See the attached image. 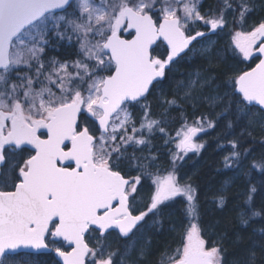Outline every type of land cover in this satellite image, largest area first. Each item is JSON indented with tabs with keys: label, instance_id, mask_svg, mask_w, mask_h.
I'll return each instance as SVG.
<instances>
[{
	"label": "snow or ice",
	"instance_id": "snow-or-ice-1",
	"mask_svg": "<svg viewBox=\"0 0 264 264\" xmlns=\"http://www.w3.org/2000/svg\"><path fill=\"white\" fill-rule=\"evenodd\" d=\"M201 3L0 0V264H39L38 255L51 253L60 258L52 264H143L151 251L148 234L163 228L165 210L176 197L188 202V224L178 246L166 250L158 264H229L223 243L204 238L192 185L181 184L174 170L153 178L142 160L155 157L136 155L137 149L150 148L155 132L165 133L166 121L151 114L148 97L181 53L201 55L209 67L178 83L182 97L161 95L162 115L180 100L195 106L206 99L210 107H221L217 116L229 113L242 122L239 136L227 140L225 168H239L251 154L246 140L257 125L264 133V58L229 77L223 94L219 84L213 88L219 76L211 67L219 55L211 34L226 30L229 17L242 27L254 0H219V7L205 14ZM200 22L208 32L196 30ZM125 32L131 38H124ZM74 38L79 58L45 60L54 39ZM258 38H264V21L251 31L234 32L233 53L238 50L245 60L254 52L264 56V40L257 48ZM158 41L167 44L166 58L157 54ZM206 87L212 89L207 97L194 95ZM135 106L142 109L139 121L130 110ZM215 127L201 116L177 132L182 137L177 147L185 154L199 152L204 145L194 137ZM232 127L230 120L227 128ZM251 167L264 172V154ZM132 170L139 174L126 178ZM142 177L154 185L143 209L138 207ZM257 195L250 184L244 201L249 210L240 213L244 225L261 215L251 207ZM224 204L220 197V207ZM113 231L127 241L122 252L110 250ZM259 232L264 235V228ZM259 247L264 251V240ZM253 249L230 264H256Z\"/></svg>",
	"mask_w": 264,
	"mask_h": 264
},
{
	"label": "trees",
	"instance_id": "trees-1",
	"mask_svg": "<svg viewBox=\"0 0 264 264\" xmlns=\"http://www.w3.org/2000/svg\"><path fill=\"white\" fill-rule=\"evenodd\" d=\"M254 4L253 11L248 14L242 27L232 24L231 17H229V26L226 27V30H218L219 34L211 35L216 37L214 51L219 53V55L212 57L211 67L217 69V71L212 72V75L219 76L213 88L216 84H219L221 94L227 90L225 81L229 77L250 69L258 61V57H255L251 61L245 62L242 56L238 54V50L234 54L232 41V35L235 31H251L261 21H264V0H254ZM218 7L219 0H202L201 13L205 14L210 8L217 9ZM196 30L206 31L208 28L200 22L196 25ZM125 37H128V35H125ZM158 44L161 45V50L158 51V49L157 54L165 58L163 54L167 52V49L161 41ZM78 54L79 43L75 38L71 42L54 39L52 46L46 48L44 58L47 60L55 57L60 61H71L79 58ZM181 57L172 66L171 72L166 70L160 88L148 97V102L151 104V114L157 119L166 121L164 124L165 133L155 132L150 137V148L143 151L137 149L136 155L137 157H155L154 161L142 160L143 163L148 165L147 171L152 173L153 178L155 176H166L174 170L181 184L190 183L192 185L195 190L194 195L200 217L199 222L204 229V238L210 244L212 242L223 243L227 249L225 260L229 264L235 258H246L248 250L253 249L254 241L257 242L256 247L253 249L256 252V264H264V251L259 247V242L264 240V235L259 232L261 228H264V193L261 192V186L264 185V172L251 167L252 163L254 161L258 162L264 154V144L260 143V140L264 138V133L260 132L257 125L253 130L252 137L246 140L245 146L253 149L251 154L243 160L239 168L235 166L225 168L223 166L224 157L231 150L227 140L239 136L242 131V122H236L229 113L217 116L222 110L220 106L209 110L208 106L202 103L193 110L191 104L184 100H180L178 106L168 108L167 114L162 115L165 111V105L160 103L161 95L169 99L174 94L180 97L176 91L178 83L188 79L190 73L203 71L209 67L208 60L201 55L192 56L189 53L187 56L184 54ZM210 92H212V89H210ZM130 110L139 121L142 109L135 106ZM201 116H207L208 119L214 120L216 127L202 132L201 137L204 147L200 149L199 156L194 160L195 163H185L184 159H181L180 155L175 153L173 142L176 140L177 132L181 127L195 124ZM230 120L233 122V127L229 130L227 125ZM145 135L147 136V133ZM192 164L197 165L194 169L189 170L188 168ZM138 174L136 170H132L130 175L126 177H134ZM141 183L143 185L142 191L144 189L152 191L154 185H152L151 179L142 177ZM250 184L255 185L258 189V195L254 198L251 207L255 211L261 212V215L251 218L249 223L244 225L240 222V213L249 210L250 206L244 201ZM147 194L149 196L150 193ZM220 197L225 199L223 207L219 205ZM187 207L188 202L184 197H176L170 202V206L165 210L163 228L158 231L153 229L148 234L152 240V245L150 254L143 264H158L166 250L178 246L180 235L188 224V218L185 216ZM170 225H175V231L170 230ZM126 243V239H121L119 236L113 237L110 250L119 249L122 252ZM36 259L39 264H52L55 261L52 254H40Z\"/></svg>",
	"mask_w": 264,
	"mask_h": 264
},
{
	"label": "rangeland",
	"instance_id": "rangeland-1",
	"mask_svg": "<svg viewBox=\"0 0 264 264\" xmlns=\"http://www.w3.org/2000/svg\"><path fill=\"white\" fill-rule=\"evenodd\" d=\"M216 33L219 34V31L217 30ZM216 33H214V34H216ZM211 40L215 42L216 37L211 36ZM259 44H260V39L258 38V40H257V47H258ZM196 47H197V49H199V48L201 47V45H200V44H196ZM160 50H161V48H159L158 51H160ZM255 57H256V55H255V52H254V55H253V57H252L251 59L245 60L243 57H242V59H243L245 62H249V61H251V60H252L253 58H255ZM189 78H190V77H189ZM189 78H188V79H189ZM188 79H186V80L183 81V82H187ZM176 91H177V93H178V95H179L180 97L183 96V91H182V90H179V89L176 87ZM210 93H211V92H210V89L206 87V88L204 89L203 93H194V95H202V96H204V97H207ZM194 103H195V106H193V103H190V104H191V107H192L193 110L196 109V108H197L199 105H201L202 103L206 104V105L208 106L209 110H212V109H213L212 107H210V105H209V103H208V101H207L206 99H200V100H198V101H195ZM254 119H255V120H259V117L257 116V117H255ZM187 126H194V124H189V125H187ZM183 127H185V126H183ZM183 127H181L179 131H181V129H182ZM179 131H178V132H179ZM181 138H182L181 136H177L176 140L173 142V146H174V148H175V153L179 154V155H180V158H181V159H184L185 163H188V162H189V163H192V162L195 163L194 160L199 156V154H200V150H199V152H196V151H190V152H187L186 154H185L184 152H181V151H180V148L177 147V145L179 144ZM195 143H201V144H202V137H200L198 140H196ZM181 159H180V160H181ZM196 165H197V164H194V165L192 164V166H190L188 169H189V170H191V168L194 169ZM132 177H133V176H132ZM128 178H131V177H128ZM138 187H139V186H138ZM153 190H154V187H153L152 191H153ZM152 191H150V190H146V189H144V190L142 191V189H141V198H140V200H139V202H138V207H140L141 209L144 208V206H145V204L147 203V200H148V199H147V197H148V194H147V193H148V192L151 193ZM117 236H118L117 233H113L111 236L108 237V239H109V241H110L111 244H113V237H117ZM133 258H135V253H133Z\"/></svg>",
	"mask_w": 264,
	"mask_h": 264
},
{
	"label": "water",
	"instance_id": "water-1",
	"mask_svg": "<svg viewBox=\"0 0 264 264\" xmlns=\"http://www.w3.org/2000/svg\"><path fill=\"white\" fill-rule=\"evenodd\" d=\"M204 32H208V31H204ZM124 34H129L128 32H125ZM212 35V34H211ZM125 38V37H124ZM129 38H131V36L129 37ZM199 39V38H198ZM260 40H264V38H260ZM164 44H165V46L167 47V44H166V42H163ZM195 43V41L193 42V44ZM260 46V45H259ZM258 46V47H259ZM155 47V46H154ZM191 47V46H190ZM168 49V48H167ZM186 52H187V50H185ZM184 53H181V55L180 56H182ZM255 54L259 57V60L261 59V58H264V56H261L258 52H255ZM179 57H176L175 59H178ZM259 63V61L256 63V64H258ZM256 64L252 67V68H254L255 66H256ZM251 68V69H252ZM251 69H249V70H247V71H250ZM42 131H44V130H42ZM200 134H201V132L196 136V137H194V140L195 139H197L199 136H200ZM53 257L55 258V260L56 261H59L60 260V258L59 257H57L56 255H55V253H53ZM61 264H62V262H61Z\"/></svg>",
	"mask_w": 264,
	"mask_h": 264
}]
</instances>
